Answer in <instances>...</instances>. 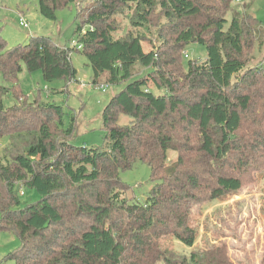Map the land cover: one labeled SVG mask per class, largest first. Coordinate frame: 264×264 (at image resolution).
I'll return each instance as SVG.
<instances>
[{
    "label": "trees",
    "instance_id": "1",
    "mask_svg": "<svg viewBox=\"0 0 264 264\" xmlns=\"http://www.w3.org/2000/svg\"><path fill=\"white\" fill-rule=\"evenodd\" d=\"M234 1L39 0L52 20L77 2L82 48L36 35L10 46L0 32V75L10 84L0 86V140L9 139L0 233L21 243L0 264H174L160 239L193 247V209L264 170V70L252 62L264 31L248 12L254 0L242 10ZM120 15L133 29L116 37ZM196 43L206 59L184 64ZM74 54L87 59L95 87L125 84L103 109V148L75 145L78 124L65 126L63 106L29 101L18 78L26 69L74 80ZM10 93L16 102L6 106ZM137 164L151 167L155 183L143 203L120 176ZM25 191L38 198L23 201ZM180 264L227 263L192 251Z\"/></svg>",
    "mask_w": 264,
    "mask_h": 264
},
{
    "label": "rangeland",
    "instance_id": "2",
    "mask_svg": "<svg viewBox=\"0 0 264 264\" xmlns=\"http://www.w3.org/2000/svg\"><path fill=\"white\" fill-rule=\"evenodd\" d=\"M81 1L87 4L89 0ZM249 1L234 3L239 4L242 10L243 4ZM77 6L76 2L58 10L57 18L52 20L41 14L39 0H0V32L10 46L25 44L31 35H36L51 37L61 47H72L73 41H77ZM248 12L261 20L264 31V0H254ZM21 16L28 21L29 28L20 25ZM118 18L121 27L116 37H121L133 28L129 16L120 15ZM144 44L149 49V43ZM186 52L189 57L183 55L184 64L189 59L200 61L207 57L206 47L199 43L187 46ZM72 61L77 75L76 79L69 82L61 79L46 81L42 71L29 72L24 69L18 75L23 93L29 101L39 98L63 106L65 126L68 127L74 122L78 124V131L72 139L75 145L103 148L106 134L102 129L103 109L111 96L124 88L125 84H109L108 91L103 92L92 83L93 72L87 59L80 54H74ZM252 62L264 70V43L255 50ZM9 85L0 75V86ZM15 102L12 93L4 99L6 106ZM128 120L127 117H122L121 122L126 123ZM8 143L7 137L0 140V155H4V148ZM176 155V152H170L172 159ZM151 172V167L147 164H137L132 169L121 171L120 176L131 186L129 193L136 202L143 203L155 185L151 180ZM255 175L254 180L245 183L237 192L193 209L191 225L197 231V240L193 247L173 236L160 239L161 247L167 250L174 264H180L192 251L213 257L215 261L223 259L227 264H264V170L256 172ZM37 198V193L25 191L23 201L30 202ZM20 244L16 236L0 233V261ZM6 264L15 263L8 259Z\"/></svg>",
    "mask_w": 264,
    "mask_h": 264
},
{
    "label": "built area",
    "instance_id": "3",
    "mask_svg": "<svg viewBox=\"0 0 264 264\" xmlns=\"http://www.w3.org/2000/svg\"><path fill=\"white\" fill-rule=\"evenodd\" d=\"M236 2H241L242 0H235ZM19 23L22 27L24 28H29V23L28 21H26V19L21 16L20 20H19ZM74 45L75 46H78V48H82V44L79 43L78 41H73ZM185 54V57L188 58L189 55L187 52L184 53ZM97 87L99 89H101L103 92H107L108 91V88H109V85L108 84H101V85H97Z\"/></svg>",
    "mask_w": 264,
    "mask_h": 264
},
{
    "label": "crops",
    "instance_id": "4",
    "mask_svg": "<svg viewBox=\"0 0 264 264\" xmlns=\"http://www.w3.org/2000/svg\"><path fill=\"white\" fill-rule=\"evenodd\" d=\"M20 12V11H19Z\"/></svg>",
    "mask_w": 264,
    "mask_h": 264
}]
</instances>
